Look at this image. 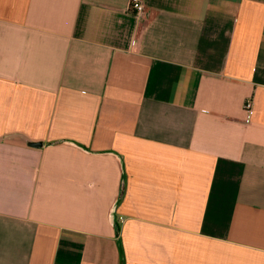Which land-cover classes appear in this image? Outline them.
Returning <instances> with one entry per match:
<instances>
[{"label": "crops", "instance_id": "obj_1", "mask_svg": "<svg viewBox=\"0 0 264 264\" xmlns=\"http://www.w3.org/2000/svg\"><path fill=\"white\" fill-rule=\"evenodd\" d=\"M143 1L0 0V264H264V0Z\"/></svg>", "mask_w": 264, "mask_h": 264}, {"label": "built area", "instance_id": "obj_2", "mask_svg": "<svg viewBox=\"0 0 264 264\" xmlns=\"http://www.w3.org/2000/svg\"><path fill=\"white\" fill-rule=\"evenodd\" d=\"M129 10L137 16H142L145 13V6L143 0H130ZM251 108V103L247 102L245 104V109Z\"/></svg>", "mask_w": 264, "mask_h": 264}, {"label": "water", "instance_id": "obj_3", "mask_svg": "<svg viewBox=\"0 0 264 264\" xmlns=\"http://www.w3.org/2000/svg\"><path fill=\"white\" fill-rule=\"evenodd\" d=\"M26 144L29 146V147H32V148H42L44 145L43 143H39V142H29V141H26ZM114 210H115V207H113L112 211H111V215H110V221L111 223L113 222L114 220Z\"/></svg>", "mask_w": 264, "mask_h": 264}]
</instances>
